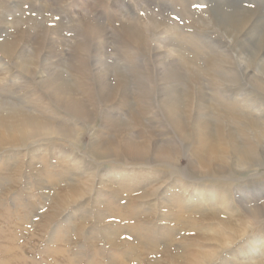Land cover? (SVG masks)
Wrapping results in <instances>:
<instances>
[{
  "label": "rangeland",
  "instance_id": "rangeland-1",
  "mask_svg": "<svg viewBox=\"0 0 264 264\" xmlns=\"http://www.w3.org/2000/svg\"><path fill=\"white\" fill-rule=\"evenodd\" d=\"M234 1L226 21L215 0H0V264L261 261L264 159L237 182L193 167L201 98L213 144L264 130V0Z\"/></svg>",
  "mask_w": 264,
  "mask_h": 264
},
{
  "label": "bare ground",
  "instance_id": "bare-ground-1",
  "mask_svg": "<svg viewBox=\"0 0 264 264\" xmlns=\"http://www.w3.org/2000/svg\"><path fill=\"white\" fill-rule=\"evenodd\" d=\"M227 1H230L233 3L235 2L234 0H215L214 2V3H217L215 6L216 12L218 13L219 16L222 17V19L225 18L226 21H227L229 12L228 10H226L227 8H221L219 3H221L222 5H227L226 4ZM228 20L230 21V18ZM230 26L231 25H227L226 28L230 29ZM230 30L235 31V29L233 28ZM213 44L215 47H217L216 43H213ZM181 49L182 48L178 50L180 51L179 59L183 61L186 59V61L189 62L191 65L196 66L197 57L187 52L185 48L183 50ZM261 53H264V50H260L257 56ZM259 61H261V66H264V60H259ZM191 69L194 71L195 68L191 67ZM252 80L256 82L257 78L252 76ZM199 92L202 93L201 90H199L198 93ZM181 96H182V93H179V92L173 93V95L171 96V106L172 107L176 108L180 105ZM200 100L202 102V104H200L202 105L201 109L206 111L208 107V112H207L208 114L206 115L204 114V112H201V113L198 112V114L196 115L197 118L195 117L194 122H193V125L195 127L197 124H199V127L197 128V131H196L197 147H196V152H195V157L196 159H198V162L196 164H193V167L195 168L197 166L203 170H216L215 172L219 174H227V176H225L224 178L220 177L221 180L225 179V180H230L232 182L245 180V177L241 175L242 173L252 170L253 167L257 169V167L263 165L262 161L264 159V153L262 150L261 143L263 142V138H264V130L259 127L258 123H254L253 128H252V132L255 137L253 138L254 143L248 142L246 146L244 143H242V141L239 138H237V135H235L231 131V126L229 125L227 129V136L225 139L226 141H224V143L223 142L220 143L221 147L218 144L215 145L213 144V139L210 136V133L212 134V127H213L214 120L212 119L211 115H209V112L211 110L214 111L215 109L221 108L222 106L215 105L214 103H211V101H208L206 98L204 100V97L201 98ZM18 122L16 124H20V122L19 123ZM23 123L26 124L25 121H23ZM25 126L28 129L32 128L31 130L32 132L40 131L41 133H45V134L55 132L53 131V128L51 126H48L44 123L34 122L33 124H26ZM19 131L21 132V130ZM12 138H14V136L12 135L10 130H8L6 132V139H12ZM0 145H3V144L1 143ZM165 156L169 157L170 155L166 154ZM256 190L258 192H261V189L258 187H256ZM257 191H255L254 189H251L248 191L242 190L241 193H243V195L242 197L239 196L240 200L237 202L236 206L238 207L239 205V207H242L241 202L244 199H247L250 197L252 198L257 197L258 196ZM241 198H244V199H241ZM211 199L213 200L214 204H218L224 209L225 212L223 214L227 216L235 214L234 212L235 210H237L236 209L237 207H235V205L232 204L231 199L227 197V195L224 192H220L218 197L214 195V197H212ZM211 199H208V200L210 201ZM192 200L195 201V199H192ZM255 200H257V198H255ZM252 207H253L252 209L253 216H255V218L260 217L262 209H259L255 206H252ZM258 253L259 252H258L257 246L255 244L253 245L251 244L249 249L240 251L238 255H236L237 253L235 255L236 257L243 258V259H253L255 258V255H257ZM258 260H260V258ZM258 260H256L255 262H250V263L243 262L242 264H251V263L263 264L264 256L262 257L261 261H258ZM202 261L204 262V258ZM199 263L200 261H197L196 258H193L191 264H199Z\"/></svg>",
  "mask_w": 264,
  "mask_h": 264
}]
</instances>
